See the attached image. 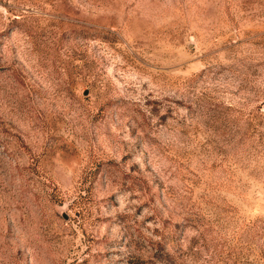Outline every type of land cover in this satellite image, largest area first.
<instances>
[{
	"label": "rangeland",
	"instance_id": "1",
	"mask_svg": "<svg viewBox=\"0 0 264 264\" xmlns=\"http://www.w3.org/2000/svg\"><path fill=\"white\" fill-rule=\"evenodd\" d=\"M0 264H264V0H0Z\"/></svg>",
	"mask_w": 264,
	"mask_h": 264
},
{
	"label": "water",
	"instance_id": "2",
	"mask_svg": "<svg viewBox=\"0 0 264 264\" xmlns=\"http://www.w3.org/2000/svg\"><path fill=\"white\" fill-rule=\"evenodd\" d=\"M87 93H88V91H85V94H87ZM62 214H63V216H64L66 219H68V215H67L65 212H63Z\"/></svg>",
	"mask_w": 264,
	"mask_h": 264
}]
</instances>
